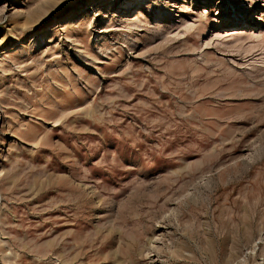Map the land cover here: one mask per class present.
<instances>
[{"label":"rangeland","instance_id":"374dc122","mask_svg":"<svg viewBox=\"0 0 264 264\" xmlns=\"http://www.w3.org/2000/svg\"><path fill=\"white\" fill-rule=\"evenodd\" d=\"M0 264H264V0H0Z\"/></svg>","mask_w":264,"mask_h":264},{"label":"bare ground","instance_id":"6f19581e","mask_svg":"<svg viewBox=\"0 0 264 264\" xmlns=\"http://www.w3.org/2000/svg\"><path fill=\"white\" fill-rule=\"evenodd\" d=\"M133 1H134V0H133ZM232 22H233V23H235V24H240V25H241V24H244V23H246L245 21H244V22H242V23H238L239 21H237V20H234V19L232 20ZM230 30H233V29H230ZM55 87H56V86H55Z\"/></svg>","mask_w":264,"mask_h":264},{"label":"snow or ice","instance_id":"6c2138e0","mask_svg":"<svg viewBox=\"0 0 264 264\" xmlns=\"http://www.w3.org/2000/svg\"><path fill=\"white\" fill-rule=\"evenodd\" d=\"M245 6H247V5H245Z\"/></svg>","mask_w":264,"mask_h":264}]
</instances>
